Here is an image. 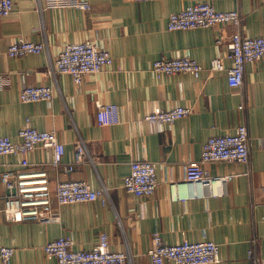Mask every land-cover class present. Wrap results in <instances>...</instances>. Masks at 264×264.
I'll return each instance as SVG.
<instances>
[{
    "label": "crops",
    "instance_id": "obj_1",
    "mask_svg": "<svg viewBox=\"0 0 264 264\" xmlns=\"http://www.w3.org/2000/svg\"><path fill=\"white\" fill-rule=\"evenodd\" d=\"M86 1L88 9L14 0L12 13L0 15V135L16 139L29 119L38 129L55 130L64 145L57 166L51 164L52 151L40 146L25 154L0 155V245L14 247L10 264H57L43 250L48 241L68 235L73 249H89L100 233L108 235L112 250L128 254V264H150L147 251L154 232L166 243H218L220 261L210 264H249L248 250L254 246L264 259V57L246 63L243 84L235 88L228 86L223 70L204 71L199 78L158 77L151 70L162 56H188L204 66L219 57L230 65L226 41L231 25L170 31V13L208 1L218 10L237 9L243 18L241 33L258 37L264 36V0ZM20 37L46 46L39 53L10 56L9 44ZM217 38L222 42L216 43ZM88 39L110 52V67L86 74L80 85L68 75L47 73L65 44ZM27 85L51 86L52 100L22 102L20 91ZM95 100L117 105L120 122L99 125ZM174 105L188 106L191 112L170 125L143 120L153 107ZM241 124L250 138L249 163H206L211 175L231 176L224 194L188 198L184 165L199 159L208 137L231 133ZM79 140L82 155L77 154ZM133 159L156 163L158 185L150 197H136L122 187ZM41 169L48 173L53 218L8 221L1 173ZM68 179L104 187L107 202L59 205L56 185Z\"/></svg>",
    "mask_w": 264,
    "mask_h": 264
},
{
    "label": "built area",
    "instance_id": "obj_2",
    "mask_svg": "<svg viewBox=\"0 0 264 264\" xmlns=\"http://www.w3.org/2000/svg\"><path fill=\"white\" fill-rule=\"evenodd\" d=\"M152 1V0H135ZM46 6L53 8L88 9L86 0H47ZM14 9V0H0V15L8 16ZM242 15L237 9L218 10L208 1H198L180 11L169 14L167 29L186 30L195 28H213L218 25H231L226 41V56L229 66H224L219 57L210 59L204 66L188 56L165 57L153 61L151 70L158 76L189 74L199 78L204 71L213 73L225 71L228 86L241 87L246 63L264 57V36H244L241 31ZM222 39L217 38L216 43ZM44 41H31L23 37L9 44L7 53L10 56H22L43 51ZM113 58L107 49L100 48L91 40L70 42L63 46L54 61L47 66V73L54 77L56 73L71 77L80 85L86 74L99 73L112 65ZM22 102L51 101L53 90L49 85H27L20 91ZM97 121L99 125L118 124V107L114 103L95 100ZM188 106L174 105L168 108L153 107L143 120L154 124H173L177 119L190 114ZM52 151L51 164L57 166L62 162L64 145L59 141L53 129H38L30 124L29 119L19 128L16 139L0 135V155L25 154L36 147ZM84 153V144L77 141V154ZM250 138L245 125L235 127L233 132L212 135L203 144L201 155L195 161L184 165L183 184L188 189V198H208L224 194V182L231 176L211 175L205 164L210 162L249 163ZM22 164H28L22 160ZM71 170V166L65 167ZM1 181L8 194L4 198L3 212L10 222L24 220L48 221L53 218L51 206L52 194L48 185V173L44 169L37 171L6 170L1 173ZM158 185L156 163L150 160L133 159L129 172L123 177L122 187L136 197H150ZM176 183H172V186ZM208 188V189H207ZM264 203V185L261 187ZM59 205L99 200L105 204L108 193L104 187L93 188L78 179L59 181L54 191ZM71 238L62 235L48 241L43 250L47 255L56 258L57 264H128V254L110 248L106 233H100L98 241L89 249H73ZM254 245V240H253ZM14 247L0 245V259L3 264H10ZM147 254L150 264H210L218 263L219 245L212 240L166 243L158 232L153 233L152 245ZM249 264H264L255 246L248 250Z\"/></svg>",
    "mask_w": 264,
    "mask_h": 264
}]
</instances>
